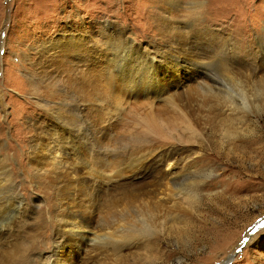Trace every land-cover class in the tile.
<instances>
[{
	"label": "rangeland",
	"instance_id": "374dc122",
	"mask_svg": "<svg viewBox=\"0 0 264 264\" xmlns=\"http://www.w3.org/2000/svg\"><path fill=\"white\" fill-rule=\"evenodd\" d=\"M0 169V264L47 256L55 205L83 195L110 231L88 264H264V0H0Z\"/></svg>",
	"mask_w": 264,
	"mask_h": 264
},
{
	"label": "bare ground",
	"instance_id": "6f19581e",
	"mask_svg": "<svg viewBox=\"0 0 264 264\" xmlns=\"http://www.w3.org/2000/svg\"><path fill=\"white\" fill-rule=\"evenodd\" d=\"M170 23V22H169ZM178 29H180V26H177ZM133 40H126V47L127 49L131 52L132 46H133ZM182 43V40L179 42ZM130 44V45H129ZM70 48V45L68 44H59L57 46V51L61 52L63 49L66 50L67 52L70 53V55H73V51L74 54H78L81 56V58H79L78 60V64H82L81 66L83 67V69L81 70V75L85 76L84 79L86 78H90L92 76V72L93 69H91L89 66L87 67L88 64L83 63L82 61L85 60L83 58V56L88 55L87 53L85 54L84 49L83 48H79L77 50H72V49H68ZM63 50V51H64ZM143 51L145 53H149V49L146 47L143 49ZM117 52V51H116ZM129 52V53H130ZM134 53H138L137 50L134 51ZM132 53V54H134ZM166 53V52H165ZM164 53V54H165ZM101 55V54H100ZM131 55V54H130ZM166 55V54H165ZM63 56V55H62ZM69 56V55H68ZM97 56V55H96ZM64 57V56H63ZM70 57V56H69ZM163 57V56H161ZM138 58H140V60L142 61H147L148 64L150 66L153 65L151 60H147L146 58H142L140 56H138ZM98 59V58H97ZM105 59V58H104ZM88 60V58H87ZM86 60V61H87ZM107 60V57L106 59ZM69 61V60H68ZM116 62V61H115ZM142 64V63H140ZM145 64V63H144ZM97 65V64H96ZM114 65V64H113ZM124 65V64H123ZM99 66V65H98ZM96 69V68H95ZM177 70V69H176ZM99 71V70H98ZM175 71V70H174ZM82 77V76H81ZM86 78V81H87ZM92 79V78H90ZM92 81V80H91ZM89 81V82H91ZM83 85L85 86L84 88L86 89L87 85L89 86V84H87V82ZM92 84L95 87V83L92 82ZM107 84V82H106ZM91 85V84H90ZM108 86V85H107ZM134 86V85H133ZM91 87V86H89ZM88 87V88H89ZM93 87V88H94ZM83 88V89H84ZM91 89V88H89ZM180 88V86L177 87V82H174L172 84H170L169 87H162L161 91L163 93L165 92H169L172 90L177 91ZM98 89V88H97ZM86 90V91H87ZM96 90V88H95ZM93 90V91H95ZM85 91V90H84ZM92 91V92H93ZM97 91V90H96ZM136 91V90H135ZM89 92V91H87ZM98 92V91H97ZM91 92L88 93V95ZM93 94V93H92ZM91 94V95H92ZM96 94V93H95ZM97 95V94H96ZM86 96V95H85ZM114 96L117 98V102H120V98L118 97L117 94H114ZM85 98V97H83ZM149 98V97H147ZM172 99H176L174 97H170ZM92 100V99H91ZM149 101V100H147ZM148 104H151L152 108H156V104L155 101H150ZM171 104L178 109V112L180 114V116L182 117V121H184L183 123H185V126H188L189 124V111L188 113L185 111V109L182 107V104L179 105V103H176V100H171ZM187 104V103H186ZM135 105V104H134ZM187 106V105H186ZM154 108V109H155ZM174 108V109H175ZM133 109H138L137 106L133 107ZM136 113V112H135ZM164 114V112H163ZM160 114L158 113V110L155 111H149L143 114L142 119H143V124L145 126L146 129H148L149 131L155 133L156 135L163 137L165 136V134H167L168 132L165 130V128H167V125L170 126V124L168 122L171 121V119H173V115H169L168 117L170 118H163L162 116H159ZM167 115V114H166ZM172 117V118H171ZM179 118V117H178ZM181 121V122H182ZM191 122V121H190ZM164 124V127L162 126ZM174 123V120H173ZM173 123L171 122L172 126ZM191 124V123H190ZM181 125V124H180ZM171 126V129H173V127ZM176 126V125H175ZM170 129V130H171ZM168 130V129H167ZM169 135V133H168ZM49 152V153H48ZM59 151H56L52 148L47 149L46 144L43 145V148H40L39 154H35L33 156V159H31V161L33 162L32 164H40L43 161V159L47 156V154L49 156L54 157L56 154H58ZM71 155L70 152H66L64 151V158L67 159L66 156ZM149 160L154 159V157H149ZM161 160V159H160ZM67 163V162H65ZM45 164V163H44ZM62 164V163H61ZM70 165V163H68ZM73 164V163H72ZM168 164V163H167ZM67 165V164H66ZM67 165V166H69ZM164 165H166V161L160 163L158 166H160L161 169H164ZM38 166V165H37ZM71 167V166H70ZM169 169H164V171H158V173L160 174V179L163 181L164 185H168L169 182H171L173 180L172 175H174L176 173V166L175 164H168ZM3 168V167H2ZM73 168V167H72ZM5 169V168H3ZM2 169V170H3ZM75 169V167H74ZM73 169V170H74ZM1 170V169H0ZM68 170V169H67ZM67 173V172H66ZM69 173V172H68ZM72 173V172H70ZM1 174V173H0ZM11 174V173H10ZM63 174V173H62ZM59 175V174H58ZM70 175V174H68ZM72 175V174H71ZM57 176V175H56ZM1 177V176H0ZM59 177V176H58ZM62 178V177H61ZM8 179V178H7ZM2 181V180H1ZM12 189V188H11ZM1 191V190H0ZM74 191H80V190H74ZM9 192V191H8ZM70 192V191H69ZM73 192V191H72ZM71 192V194L73 195V193ZM81 192V191H80ZM1 193V192H0ZM3 193V191H2ZM13 193V192H12ZM77 193V192H76ZM86 194L88 192H85ZM84 193V194H85ZM7 194V193H6ZM5 194V195H6ZM19 194V193H18ZM17 194V196H18ZM80 193L74 194V195H79ZM90 194V193H88ZM3 195V194H2ZM9 195V194H8ZM16 195V194H15ZM20 195V194H19ZM82 195V194H81ZM91 195V194H90ZM15 196V201L14 205H16V207L23 212V208H22V199H20L19 197ZM84 196V195H83ZM81 197H66V198H62L58 201V203L55 205V212L57 214V228L55 230V235H54V239L52 241V246L53 249L52 251H50V253L47 256H43L41 257L39 255V259L37 260V264H88V260L91 257V254L93 252L92 250V246L91 243L94 242L96 239H103L104 237L110 236V231L108 229L107 225H103V223L101 222L100 219L101 215H99L96 206L94 204V202L90 201V197L89 200L88 198L85 196V198ZM89 196V195H88ZM8 198V197H7ZM6 198V199H7ZM87 198V199H86ZM5 199V198H4ZM11 199V198H10ZM92 199V197H91ZM1 200V197H0ZM8 201V200H7ZM9 202V201H8ZM5 204H7V202H1L0 203V210L2 208H4ZM10 207L14 206L11 203H9ZM14 210V209H13ZM147 211L149 214H151L152 212L150 211L149 208H147ZM153 211V210H152ZM19 214V213H18ZM151 216V215H150ZM9 217V216H8ZM13 218V217H12ZM17 219V218H16ZM15 221V219H14ZM104 222V221H103ZM9 223V222H8ZM14 223V222H12ZM18 223V222H17ZM5 224H3L4 226ZM9 225V224H8ZM2 226V227H3ZM1 227V228H2ZM7 227V226H6ZM13 227V226H12ZM4 228V227H3ZM13 228L8 227L6 229H0V249L2 248H7L8 244L10 242H12V240H9L11 238H8L10 235H13ZM14 239V238H13ZM13 243V242H12ZM10 243V244H12ZM90 243V248L87 249V246ZM9 244V245H10ZM11 246V245H10ZM9 246V247H10ZM96 246V245H95ZM92 247V248H91ZM9 249V248H8ZM4 251V250H3ZM2 252V251H1ZM3 255V253H2ZM226 262H223V264H225Z\"/></svg>",
	"mask_w": 264,
	"mask_h": 264
},
{
	"label": "water",
	"instance_id": "95a60500",
	"mask_svg": "<svg viewBox=\"0 0 264 264\" xmlns=\"http://www.w3.org/2000/svg\"><path fill=\"white\" fill-rule=\"evenodd\" d=\"M259 226V224H256V226H254V229H256L257 227ZM247 238H245L244 240H243V242L235 249V252H238L239 250H240V248L242 247V245L244 244V242H245V240H246ZM228 262V261H227ZM227 262L225 263V264H227Z\"/></svg>",
	"mask_w": 264,
	"mask_h": 264
}]
</instances>
